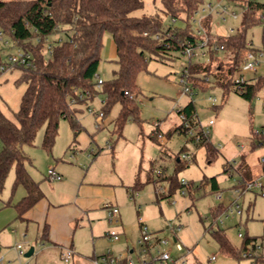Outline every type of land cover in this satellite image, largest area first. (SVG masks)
Wrapping results in <instances>:
<instances>
[{"label":"rangeland","instance_id":"1","mask_svg":"<svg viewBox=\"0 0 264 264\" xmlns=\"http://www.w3.org/2000/svg\"><path fill=\"white\" fill-rule=\"evenodd\" d=\"M218 1L209 0L206 5L209 3L217 5ZM256 1L264 3V0ZM222 3L238 15L235 19L228 17L226 21L217 15H212V33L215 36L226 37L241 28L243 9L237 8L230 0H222ZM161 8V0H144V7L135 11L133 16L152 15L158 11L161 12ZM207 16L208 13L202 11L193 16L190 20L193 32L200 27L199 21ZM164 23L165 26L185 27L183 22L173 23V20L168 18L164 20ZM59 38V34H54L50 36L49 41ZM103 39L104 49L98 78L106 82L112 80L117 68L116 58L111 57L110 54L111 51L116 50V46L110 32H105ZM263 40L264 21L247 32L248 43L259 51L263 49ZM14 51L15 48L11 46L3 48L0 51V59L3 62L6 61L7 55ZM175 56L177 58L168 60H162L154 55L150 56L146 70L137 78V85L141 91L136 98L139 120H129L122 133L117 132L115 124L121 110L120 104H116L103 119L98 117L102 113L105 99L99 91L93 99L90 98L91 100H88L86 104L77 107L79 109L76 114L78 132L71 120L60 121L51 153L43 147L44 127L38 131L34 145L22 147L28 158L26 169L34 180H42V183L45 182V177H48L50 168L61 165L74 167L83 175H88V179L92 181L113 185L117 190L116 197L123 214L122 220L129 244L131 248L134 247L137 250V239L140 236L138 213L127 188H134L140 182L144 186L140 187L139 191L133 190L139 193L136 201L137 204L142 205L141 216L149 231L157 232L162 238L173 242L172 228L182 227L180 239L184 251H177L175 243L163 247L171 252L174 260H178L181 256L185 257L177 264H251L250 259H239L226 254L213 234L219 226L225 230L226 237L235 250H241L243 240L239 238V233L246 234V229L240 224L236 225L237 217L235 216L237 215L229 214V217H226L224 212L216 214L219 203L231 200L233 187L239 182L238 173L232 167H229L230 173L224 172L223 156L211 163L208 162L204 148L198 147L186 135L174 131L182 124L178 111L190 101V97L184 93V86L181 84L183 64L187 59L181 54ZM228 59L229 57L226 61ZM19 77L20 71L17 69L0 76V108L10 119H13L14 113L19 110L27 87L25 84L16 85L15 82ZM253 77H264V58L260 59V65L255 74L245 75L247 79ZM191 88L200 123L215 121L210 132L211 142L218 149H223L226 158L236 162L239 158L232 159L233 155L236 158V153H242L241 146H243L251 158V163L256 164L258 174L254 175L261 176L262 171L258 161L264 157V146L251 151L250 138L253 134H261L264 129V89L249 102L234 90L225 92L221 88L214 87L206 90L192 86ZM157 128L162 135L159 142L152 139ZM184 153L193 155L194 161L188 167L179 170L176 156ZM151 163H154L155 171H162L168 177L177 178L180 181L183 179L192 181L196 186L200 185L205 176L207 178L216 177L219 189L213 191L210 185H205L203 189L191 196L187 191L186 195H182V190L179 189L172 197L159 200L157 192L162 188L167 192L169 183L167 181L147 183ZM15 178L13 168L0 198V231L2 238L6 237L3 245L6 246L5 250L8 252L7 258L3 254L4 264H43L44 259L50 256L46 254L44 247L31 258L19 256L18 245L22 246L25 253L33 245L24 242L23 237L16 242L14 236H9V231L3 230L9 227L8 223L13 221L14 216L16 219L15 210L8 206L9 201L17 199L24 192L23 186L14 189ZM218 195L222 196V201L217 198ZM102 211L105 212L104 209ZM245 211L243 210L244 218L247 215ZM99 218L102 221L96 220V222L102 223L103 228L110 230L112 227L110 222L107 221V228L105 225L106 212L101 213ZM117 230L123 231L122 228H117ZM260 230H263L262 226ZM75 240L78 244H86L92 253L93 241L89 231L77 229ZM121 244L122 242L111 243L109 248L116 251ZM37 245L40 247L42 243H37ZM98 247L97 251H100ZM106 248L107 246L103 249ZM50 257L48 264H66L58 254ZM133 257L137 259V254ZM213 257L215 260H212ZM81 258L82 261H79V256L74 253L73 260L69 264H92L89 258Z\"/></svg>","mask_w":264,"mask_h":264},{"label":"trees","instance_id":"2","mask_svg":"<svg viewBox=\"0 0 264 264\" xmlns=\"http://www.w3.org/2000/svg\"><path fill=\"white\" fill-rule=\"evenodd\" d=\"M207 1L161 0V12L135 17L133 13L144 7V0H0V31L13 42L14 48H21L33 57V66L17 65L11 70L20 71L16 85L27 86L14 118L5 116L0 108V198L8 175L14 168V189L23 186L27 192L14 205L19 218L44 196L40 183L26 169L28 158L22 147L34 145L38 131L44 127L43 147L51 153L60 121L71 120L78 132L77 107L93 99L99 91L105 96L103 118L116 104L121 106L115 121L118 133H122L129 120H139L136 103V98L141 94L137 85L139 74L146 70L152 55L168 60L181 54L183 43L191 42L198 47L201 38L196 31L193 32L190 20ZM230 1L243 9L241 28L232 35L219 37L212 33L213 16L204 20L203 26L209 39L208 59L189 60L188 82L193 88L201 90L211 87L221 88L225 92L234 90L251 102L264 89V77L250 78L241 84H235L234 80L241 74L247 50L259 52L253 45L249 46L247 32L264 21V3L256 0ZM166 18L181 21L185 27L165 26ZM105 32L113 36L117 68L112 80L103 81L99 86L98 70ZM54 34H59L60 38L50 42L49 38ZM261 51L264 52V45ZM178 115H184L190 127L197 128L199 117L193 101L179 110ZM174 131L187 135L189 128L182 122ZM154 133L152 139L159 142L160 130L157 128ZM250 139L251 151L263 147L264 129L261 134L251 135ZM190 140L194 141L192 138ZM196 144L205 149L208 162L220 157L219 149L211 142L210 136ZM177 163L179 170L188 167L180 161ZM229 167L241 175L242 185L238 187L253 180L245 164V155L238 162L225 164L224 172L227 173ZM155 170L154 163H151L147 183H169L166 193L157 192L159 200L170 198L184 188L179 179ZM205 185H210L213 191L218 190L217 178L205 177L198 186L189 181L186 187L188 195L203 189ZM143 186L139 182L133 189L139 191ZM226 209L220 206L216 214H222ZM213 234L226 254L239 259H243L245 251L264 242L263 238L244 234L242 248L237 251L227 239L224 229L218 226ZM45 237L46 232L41 238L44 240ZM261 260L264 262V259Z\"/></svg>","mask_w":264,"mask_h":264},{"label":"crops","instance_id":"3","mask_svg":"<svg viewBox=\"0 0 264 264\" xmlns=\"http://www.w3.org/2000/svg\"><path fill=\"white\" fill-rule=\"evenodd\" d=\"M110 54L111 57L117 59V49L111 51ZM251 79L255 80L256 77ZM241 148L243 149L242 153H236L237 157L235 158V155H233L234 158L232 159H240L242 155H245V164L252 176V179L264 180V157L258 161L262 174L261 176H255L254 174H258L256 164L251 163V158L248 156L249 154L246 149H244L243 146H241ZM219 152L220 156H223L225 160L224 169L225 164L235 161L226 158L223 149H219ZM178 161L179 155H177V162ZM52 168L62 175L63 179L61 181H50L46 176L45 182L43 183L42 180H35L40 183V188L42 189L44 196L32 209L26 212L22 218L18 217L14 205L27 195L26 190L24 189V192L19 195L17 199L9 201L11 202V205L8 203V206L15 210L16 219L14 216L13 221L8 223L10 224L9 227H6V229L4 228L3 230L9 231V236H14L16 242L23 237L24 242L33 245L35 253L37 251L39 253L42 247H44V251H46V254L50 256L57 254L61 256L65 249H71L79 256V261H82L81 257H87L90 259L92 264H94V260L97 257L102 256L108 249H110L109 247L111 246V243L115 244L120 242H122V244L116 248L115 252L118 254L130 253L134 256L137 249L134 247L131 248L129 244V239L124 230L122 220L123 214L121 211L119 217L120 226L118 228H122L123 231H119L121 233L120 240L118 242H111L106 236L109 231L107 228V221L109 220L106 205L114 204L121 209L118 205V199L116 197L117 190L115 187L113 185L92 181L88 179V175H83L74 167L58 165L53 166ZM228 173H230V171H228ZM237 173L239 176V182L233 187V196L231 200L226 203L222 201L219 203L218 207L221 206L226 209L229 208L234 201H238V203L242 204L241 206L243 210H246L245 213L247 215H245V218L244 212L241 216L234 215L237 217V219H235L236 225L240 224L244 226L246 234L250 237L264 239V197H262L258 192L238 193L237 189L239 188L238 186L241 182V175L239 172ZM130 189L133 190V187H128L127 191L130 192ZM136 200L134 201V206L138 213V224L141 236L142 226L143 224L147 226V224L141 216L142 205L140 203L137 204ZM102 209L106 212L105 225L107 229L103 228L101 225L102 223L96 222V220L102 221L99 218L101 213H105ZM260 226L263 228L262 231L260 230ZM77 229H84L90 232V236L93 241L92 253L89 251L86 244H78L76 242L75 234ZM44 232H46V237L43 240L41 237L44 235ZM140 236L138 237L139 239ZM5 240L6 237L3 239L0 231V264H4L5 256L7 258L8 255V252L5 250L6 246L3 245ZM178 240L181 241L180 234H178ZM37 243H42V246L39 247ZM97 246H99L98 248H100V251H97ZM106 246L107 248L103 249ZM50 256L44 259L43 264H48L51 259ZM79 261L77 260V262Z\"/></svg>","mask_w":264,"mask_h":264},{"label":"built area","instance_id":"4","mask_svg":"<svg viewBox=\"0 0 264 264\" xmlns=\"http://www.w3.org/2000/svg\"><path fill=\"white\" fill-rule=\"evenodd\" d=\"M207 12L208 16L217 15L220 19L226 21L228 17L237 18L238 15L235 11H230L228 6L222 3V0H219L217 5H213L212 3L205 4L198 12ZM197 12V13H198ZM196 13V14H197ZM207 16V17H208ZM207 17H203L199 21L200 27L196 30L197 34L200 35V42L198 47H195L191 42H186L182 44L181 54L187 59V61L183 64V74L181 77V84L184 86V93L190 97V101H193V93L190 83L188 82L189 72H188V63L190 59H198V58H207L208 59V37L206 35V31L203 26V22ZM260 18H263L260 16ZM195 21V20H194ZM176 23V20H173ZM13 47V42L7 37V35L0 31V51L3 48ZM252 46V44H249ZM51 49V46H49ZM8 59L6 61H1L0 63V76H2L6 72H10L12 68L17 65L31 67L33 66V57L32 54L26 52L21 48H15L14 53H10L7 55ZM264 58V52L259 51L255 52L252 49H248L244 62L241 65V74L237 76L234 80L235 84L244 83L247 78H245L246 74H255L257 72V68L260 65V59ZM103 83L101 79L98 78L99 86ZM264 105V100H263ZM100 119H103V113H100L98 116ZM182 122H185V126L189 128L187 133V137L192 138L195 143H200L203 139L210 136L211 129L215 125L214 120H210L206 124H202L199 121L197 128H192L186 122V117L181 115ZM162 135L159 134V138ZM1 149V143H0ZM179 161L183 164L190 165L194 161V156L189 153H184L179 156ZM264 162V160H263ZM48 178L50 181H61L63 179L62 175H60L54 168H51L48 171ZM181 184L183 185V189H181V194L186 195V187L189 184V181L181 180ZM240 185L241 182H240ZM162 193H166L165 189H160ZM238 193H246V192H258L262 197H264V180L256 179L249 181L243 185V187H239L237 189ZM129 197L131 200L135 201L139 197V193L131 190L129 192ZM217 198L222 201V196L218 195ZM108 213V220L112 225V228L107 232L106 236L111 242H118L121 238V233L117 230L120 226V209L118 206L114 204H108L106 206ZM226 217H229V214L241 216L243 214V208L238 203V201H234L229 208L224 211ZM218 220V219H217ZM222 222V221H221ZM174 237L173 242L167 238H162L157 232H150L148 227L143 224L141 229V236L138 240V250L135 252L137 254V259H135L132 254H118L115 251L108 249L105 254L100 257H97L94 260V264H177L181 260H184V256H181L178 260H174L171 252L169 250L163 249L165 246H169L171 243H175L176 250L179 252L184 251V246L181 241L178 240V234L182 231L181 226L172 228ZM239 238L243 239L244 234L242 232L239 233ZM19 256H24L25 251L23 250L21 245L17 246ZM74 252L71 249H65L62 252L61 258L64 263L69 264L73 260ZM243 259H250L251 264H264L261 259H264V242L257 243L253 249L245 251L242 254ZM215 260V257L212 258Z\"/></svg>","mask_w":264,"mask_h":264},{"label":"water","instance_id":"5","mask_svg":"<svg viewBox=\"0 0 264 264\" xmlns=\"http://www.w3.org/2000/svg\"><path fill=\"white\" fill-rule=\"evenodd\" d=\"M35 253V248L31 247L26 253H25V258H31Z\"/></svg>","mask_w":264,"mask_h":264}]
</instances>
